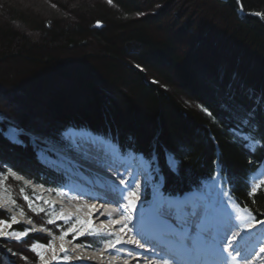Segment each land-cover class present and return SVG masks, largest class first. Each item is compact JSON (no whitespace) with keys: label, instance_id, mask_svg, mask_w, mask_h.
I'll use <instances>...</instances> for the list:
<instances>
[{"label":"trees","instance_id":"16d2710c","mask_svg":"<svg viewBox=\"0 0 264 264\" xmlns=\"http://www.w3.org/2000/svg\"><path fill=\"white\" fill-rule=\"evenodd\" d=\"M66 1L0 0V172L57 178L4 127L58 147L63 130H85L148 161L149 204L154 189L179 197L216 175L227 204L264 219V185L250 195L264 166V0ZM234 131L259 146L247 152ZM33 243L46 242L22 246ZM10 246L0 264H20Z\"/></svg>","mask_w":264,"mask_h":264},{"label":"bare ground","instance_id":"6f19581e","mask_svg":"<svg viewBox=\"0 0 264 264\" xmlns=\"http://www.w3.org/2000/svg\"><path fill=\"white\" fill-rule=\"evenodd\" d=\"M98 27V26H97ZM68 131H72L71 135L69 136L68 141L70 143H74L76 141L77 136L74 135V133L81 131L82 133H86L90 137H95L93 134L85 131V130H74V129H65ZM63 130V132L65 131ZM8 131L4 130L2 132V135L4 138H6L8 141H10L13 144H20V137L21 135H24L27 139L29 137L26 134L18 135L16 139L20 141L19 143L13 142V140L6 136V133ZM19 132V131H18ZM63 132L61 133L60 140L64 141L66 145L62 144L59 146V148L63 151H68V144L69 142L66 141L63 138ZM20 133V132H19ZM239 134L237 137L242 142H246V146L244 148L247 152L252 153L253 150H255L259 144L257 142H254L250 140V138L242 133L234 131V135ZM68 138V137H67ZM101 140V139H100ZM92 141V140H91ZM89 142L90 149L88 152H85L87 156L91 159H97L102 164L101 166H96V164L91 160L90 162L82 161L83 165L81 166L77 161H72L64 159L60 160L55 156H52L51 154L44 153L42 154V162L37 159L36 154L34 155L35 159L40 163L41 167L45 170H47L49 173H53L56 175V182L53 185H40L36 182H29L33 185H36L38 187L43 188L44 190H49L53 192L50 196L52 199L53 205L57 206L58 208H71L75 211L77 209H81L79 212L82 214V220L87 221L89 218L91 219L92 227L96 228L98 230L100 229L101 224H105L107 222V219L115 217L116 219H120L121 212L123 211V205L127 204V201L121 202L120 195L124 198V196L127 194L128 188H125L123 184H121L119 181H116L113 179L112 173L114 172V175L118 177V165L114 162V158H122L127 157L128 155L119 156V154L116 152L115 147L111 145V143L104 140V142ZM50 144V143H49ZM110 146L113 149V154L111 152L106 150L107 145ZM105 145V146H104ZM58 147V146H55ZM95 148V149H94ZM87 150V149H86ZM39 152H43L40 150ZM112 155V157H111ZM133 158L139 157L143 163V167L138 172L130 171V176L133 180H130L131 177L127 176L126 182H130L129 184H134L135 181L141 180L142 176L146 173V161L141 156H131ZM171 157V156H170ZM39 158V157H38ZM172 159V157H171ZM104 167H107V171L109 176H106V172H104ZM151 169V168H150ZM152 170V169H151ZM8 170H6L7 172ZM121 173L123 171L120 170ZM257 172L264 173V166L259 165L257 167ZM64 175L66 178H73L74 181H70L69 185L71 188L65 187L66 179L63 177ZM70 175V176H69ZM152 176H154L152 171ZM120 178V177H119ZM214 179H218L215 175ZM27 181V180H26ZM74 183L76 185H74ZM60 185V186H59ZM68 185V186H69ZM54 187V188H53ZM85 189V190H84ZM80 190V191H79ZM122 190V191H120ZM69 191L77 194L80 196V199L77 200L73 198L69 193ZM71 192V193H72ZM99 192V193H98ZM104 192V194L102 193ZM101 193V194H100ZM199 195V194H198ZM92 201H95L94 203ZM199 202V200L195 197L194 200L189 203L185 204L183 206H180L181 208L187 207L188 209H191L193 204ZM108 204V205H106ZM94 205L95 209L89 214V209L87 206ZM140 207V201H137L136 209L133 213V220L129 224V227H132V225H138L141 226V232L142 235L147 237V240L150 242H146L145 240H141V243H144L145 248H148L149 252H144L143 256L137 257L135 253L141 252V249H136L134 245L131 244H120L116 248H105V245L103 244L102 251L98 250H90L88 249L89 253H93L97 257H89L84 254V251L87 252L86 247H74L78 244H80V239H75L70 242L69 248L67 249L64 247L65 252H60V246L61 243L57 242L54 244L56 248V255L58 257L57 260H53L52 252H48L46 249L44 250V255H46V259L48 264H62L59 262V260L62 261L65 254H67L69 257H71L70 260L63 261V264H148V261L144 259V257L150 256L151 259H158L159 257H168V256H174L175 259L179 261V264H217L214 260V256L216 253H222L218 247L209 242L204 246L203 253L199 252V247L202 245H198L196 248H194L189 253H175L173 249L175 248L174 244V238L168 237V236H162L156 227L154 223V217L156 215H151L150 221H146V218L148 214L145 216H142V214L139 211ZM194 207H196L194 205ZM197 209V207H196ZM107 210V211H106ZM216 216L206 217V223L211 224L212 231L214 234H218L221 237H226L227 239H231L232 231H230V228L233 225H238L241 223L240 220L237 219V217L243 216L248 217V214L240 211V214H236L235 212H220L218 207L216 208ZM68 216H71V213H67ZM212 213L208 214L209 216ZM108 219V222L110 221ZM191 219V218H190ZM203 219V217H202ZM107 222V224H108ZM175 223V221H172ZM107 224H105L107 226ZM98 225L99 227H95ZM115 229H119V225L117 226H110L102 229L101 231L108 230V232L113 233ZM239 231V229H236ZM107 232V231H104ZM134 233H120L117 232L116 236H121L124 240H128L130 237L133 236ZM264 234V225L257 224L255 228L252 229L250 233L248 232H241L240 236L243 237L237 238V244L240 246L241 250L252 257L254 264H264V253H259V247L264 246V243L262 241ZM115 236V235H114ZM70 237V234L68 237L65 238L64 241H67ZM92 238V237H91ZM111 238V237H109ZM136 239H141L140 236H137ZM88 240V239H87ZM83 246V245H82ZM131 249L133 251V255L129 256L128 250ZM222 260L219 264H224L225 258L227 257V253H222ZM77 257H80V259H77ZM116 257V258H112ZM211 259V260H210ZM213 259V260H212Z\"/></svg>","mask_w":264,"mask_h":264},{"label":"rangeland","instance_id":"374dc122","mask_svg":"<svg viewBox=\"0 0 264 264\" xmlns=\"http://www.w3.org/2000/svg\"><path fill=\"white\" fill-rule=\"evenodd\" d=\"M59 1L62 2L63 4H66V2H67L66 0H59ZM74 1L75 2L81 1V3H86V1H88V0H74ZM99 1H101L102 3L104 2L102 0H99ZM18 5H19V3H18ZM70 6L74 7L73 4ZM1 18H2V16H0V21H1ZM2 20H4V19H2ZM97 26L99 27V24H97ZM80 96L81 95H76L75 97L78 98ZM77 98L73 99V97H72L73 101L74 100L81 101L80 99H77ZM66 101H68V100H66ZM33 104H35V103L30 101V100L26 101L27 106L32 105V107L35 108V106H33ZM60 106H62V104H60ZM35 112H37V111L32 110L33 114ZM36 114H42V112L38 111ZM1 121H3V120L1 119L0 122ZM13 129H14L13 127H4L3 128V130L8 131L6 133L7 137H9L7 134L10 132V130H13ZM17 133H18V135H21V132L19 133L17 131ZM71 133H72V131L70 132L68 130H65L63 132V134H64L63 138L66 141H68ZM18 135H17V137H18ZM26 135L29 137V139H27V140L30 141L29 146L32 148L31 151H32L33 156L36 154L37 159H39L41 162L43 159L42 154L48 153V154H51L52 156L57 157L60 160L67 159V161L68 160H72L75 162L77 161V163H79L81 166L83 165L82 161H86V160L88 162L93 160V162L96 164V166H101V164H102L97 159L89 158L87 156V154L85 153V152H88L90 149L91 144L89 142L93 141L94 143L95 142L99 143V142H101V140H99L96 137H90L89 135H87L86 133H82L81 131L74 133V135L77 136L76 141L74 143H70L68 141L69 142V144L67 146L68 151L67 150L63 151L59 147H55V146L47 143L45 140L40 141L31 135H28V134H26ZM40 150H42L43 152H39ZM106 150L108 152L110 151L111 154H113V149L110 146L107 145ZM111 157H112V155H111ZM141 161L142 160L139 157H137V158H133L131 156L122 157V158L116 157V158H114V162L116 163V165H118V169H119V170H117L119 172L118 177L116 175H114V172L112 173L111 170H108L107 167H104V169H105L104 172H106L105 175L109 176L107 171H110L113 175L112 177L114 180L120 182L121 177H123V179L126 181L127 176L131 177L130 174L132 172L129 173L130 171L135 170L136 172H138L139 170H141V168L143 167V163ZM169 165L172 166L171 160L169 161ZM120 170L123 171V173H121ZM6 173L7 172H5V174ZM2 174H4V173L0 172V175H2ZM62 176L65 177L64 175H62ZM152 177H153L152 176V170L150 169V167L146 163V173L142 176L141 180L138 179V181H135V183H134V184L140 185L139 188H134L133 190L137 191L140 195L139 211L142 214V216H145L146 214H149V213H151L152 215H156L157 210L160 208L161 205H174L178 208H181L175 202H172V201L167 200V199L158 198V197L157 198L155 197V199L152 201V203H150L149 206H145V202L143 201L142 196L144 195V189L151 186ZM8 179L9 180H7V187L11 189L12 198L15 200L16 203L15 204L11 203L8 200V193L5 192L3 190V188H0V212L3 213V215H4L1 219H6L10 223L11 217L15 216L17 223L13 224L10 229L5 228L4 229L5 233L16 232V228H22V230L27 229V230H30L28 232L27 236L35 234V235L42 237L43 240L46 242L44 244L33 243L32 245H30V247L26 248L25 246H22V245L26 242L27 236L21 238L20 240H17L13 236L0 237V241H3L4 243H6V245L11 244L10 247L14 246L13 251L15 252V256L13 257V260L19 261L20 264H40L39 257L31 250L32 246L35 244L47 245L48 242H54V244L59 242V243L63 244V247L67 246L66 248L68 249L70 242L72 241L73 234H70V237H69L70 241L69 240L61 241L59 239V236H60L62 231H67V229L69 227H71V225L73 223H75V220L77 218L82 219V214H80L79 212H77L71 208H68V207L60 209L57 206L53 205L52 199L50 196L53 192H51L49 190H44L43 188L38 187L36 185H33V184L29 183L28 181H26L22 178L17 180L13 177H9ZM65 179H66L65 187L68 189L71 188V186L69 185V182L70 181L75 182V180L71 177L70 178L65 177ZM130 180H133L132 177L130 178ZM16 183H21V185L27 189V192L24 191V194L27 195L29 197V199L33 201V207H38V208L42 207V208H44L43 212L34 213L31 211V209L28 206V203L23 199V196L21 195V191L17 192V189H15V188H17ZM127 183L129 184L130 182H127ZM254 184H255V181L252 183V185H254ZM74 185H76V184L74 183ZM123 185L125 188H127L125 184H123ZM120 191H122V190H120ZM71 192L69 191V193L67 192V194H70L73 198H75L77 200L79 199L81 201L82 200L84 201V199H80V196H78L75 193L73 195V192L72 193ZM102 193L104 194V192H102ZM37 197H42V199L38 200ZM195 197L199 200V202L196 203V201H195V203L193 204V208L197 207V210H206V213H207L206 217L210 218L211 216H214V215L216 216L215 211H216L217 207H218L220 212L228 213V212L232 211V212H235L236 214H240V210L233 208V207H230L228 205H225L221 202L222 201L221 200V193L219 190V185L216 181L210 185L204 186L202 193L199 195H196ZM120 199H121L120 200L121 202L127 201L121 195H120ZM45 200L48 201L47 204L44 203ZM92 202L94 203L95 201H92ZM106 205H108V204H106ZM194 205L196 207H194ZM21 210H23V212H24L23 216L20 215ZM189 210H191V209H189ZM53 212H55L56 215H58L60 212H63L66 216H68L67 213H71L70 214L71 219L68 221L57 219L54 224H48L47 220L53 218ZM210 213H212V214L209 216L208 214H210ZM27 217L32 218L33 221H31V223H30L29 222L30 220ZM108 219H107V222H108ZM109 220L110 221L115 220V217L110 218ZM110 221L108 222V224H107V222L105 223V224H107V227L111 226ZM39 225L42 227H39ZM45 227H48L49 230H47ZM95 227L98 228L99 226L96 225ZM94 229H96V228H94ZM104 231L108 232V230H104ZM117 232H119V229H115V231L112 233L113 236L114 235L116 236ZM88 235L89 234L86 233L85 235L79 237L78 240L80 239V242H79L80 244L76 245L74 247V249L79 248V247H84L82 245H87L88 248L91 246L90 248H92L94 246V244L88 245L85 242L86 240H84L85 238H88ZM89 236H93L96 238L108 237L106 235H102V236L89 235ZM262 241L264 243V234H263ZM45 249L47 250V248H45ZM47 251L52 252L50 250H47ZM84 254L89 256V257H92V258L97 257L93 253H89V252L87 253L86 251H84ZM4 255H8V253L6 252ZM44 257H45V260L47 261V259H46L47 256L44 255ZM5 261L8 263L11 261L9 259V256H8V259L5 258ZM63 261H64V259H62V261L59 260V262L62 264H63Z\"/></svg>","mask_w":264,"mask_h":264},{"label":"snow or ice","instance_id":"6c2138e0","mask_svg":"<svg viewBox=\"0 0 264 264\" xmlns=\"http://www.w3.org/2000/svg\"><path fill=\"white\" fill-rule=\"evenodd\" d=\"M109 2H111V0H109ZM7 135L13 140V142H20L16 139L18 135L17 130H10ZM9 177H13L17 180L21 179V177L16 175V173H14L11 169H9L6 174L0 175V188H3V190L8 193V200L15 204L16 202L11 195V189L7 187V180ZM120 182L121 184H125L128 188L127 194L124 196V199L127 200V204L123 205V211L121 212L120 219L111 220L110 223L112 226L119 225L120 233H125L126 231L129 233H134L132 237H130L128 240H124L121 236H113L111 232L101 231L107 227L105 224H101V230H97L92 227L90 218L87 221L77 218L75 223H73L71 227L67 229V231L61 232L59 239L64 241L65 238L69 236V234H73V240L78 239L86 233L95 236L106 235L111 238L105 241V248H116L120 244H131L134 245L136 249L142 250L141 252L135 253L137 257L143 256L144 252H149L150 250L145 248L144 243H141V240L150 242L147 240L146 236L142 235L141 226L134 224L132 227H129V224L133 220V213L136 209L137 201L140 199L139 193L133 189L139 188L140 185L128 184L123 179V177H121ZM262 185H264V180H261L259 184L251 188L250 195L255 196ZM21 195L28 203V206L32 212L40 213L44 211V208L42 207H33V201L24 194L23 188L21 189ZM37 199H42V197H37ZM44 203L47 204L48 201L45 200ZM87 207L89 209V214H91V212L95 209L94 205H89ZM80 210L81 209L79 208L77 209V211ZM245 211L248 212V217H237L241 223L238 225H233L230 228V231H232L231 239H227L226 237H221L218 234L213 233V226L206 223V210H197L196 208H191V210H189L187 207L178 208L174 205H161L157 210L156 216L154 217V223L162 236L174 238L175 248L173 251L175 253H189L198 245H206L211 242L215 244L222 253H227L224 264H254L252 257L245 254L236 242L238 237L241 239L243 238L240 236L241 232L250 233L252 229L257 226V224L264 225V219L257 221L251 216V212L248 211V209H245ZM20 215H24L23 210L20 211ZM57 219L68 221L71 219V217L66 216L63 212H60L58 215L53 212V218L48 219L47 223L54 224ZM172 221H175V223ZM29 222L31 223V221ZM15 223H17L15 216L11 217L10 223L6 219H0V237L13 236L17 240H20L21 238L28 235L30 230L27 229L23 231L5 233L4 229H10ZM237 228L239 231L236 230ZM137 236H140L141 239H136ZM84 246L86 247L87 245ZM45 248L52 251L53 260L58 259L54 242H48L47 245L35 244L32 246L31 250L39 257L40 264H48L44 257ZM59 251L65 252L63 244H61ZM259 253H264V246L259 247ZM128 254L129 256L133 255V251L129 249ZM63 259L67 261L70 260L71 257L65 254ZM77 259H80V257H77ZM144 259L148 261V264H179V261L175 259L174 256H162L158 259H151V257L148 256L144 257Z\"/></svg>","mask_w":264,"mask_h":264}]
</instances>
